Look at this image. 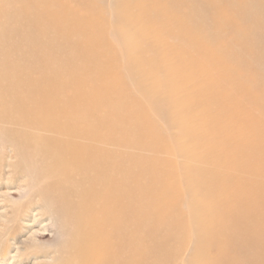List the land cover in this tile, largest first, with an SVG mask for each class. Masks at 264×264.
Wrapping results in <instances>:
<instances>
[{
    "label": "bare ground",
    "instance_id": "obj_1",
    "mask_svg": "<svg viewBox=\"0 0 264 264\" xmlns=\"http://www.w3.org/2000/svg\"><path fill=\"white\" fill-rule=\"evenodd\" d=\"M208 1L213 4L216 0ZM248 3L257 13L256 17L250 18L247 10L235 12L240 4L227 2L225 20L231 23L236 40L233 47L223 51L211 41L194 39L201 38L199 30L215 24L214 27H220L223 21L205 22L209 18L207 12L196 8L189 11L194 17L188 25L190 39L206 49L199 51L197 56H191L189 48L194 45L176 47L162 38L161 45L169 46L170 52L167 49L162 52V61L154 64L155 68L147 74L146 86L138 90L142 98L149 100L147 89L150 85L155 84L153 89L158 88V93L165 85L159 101L162 121L182 113L186 123H200L196 126H200L202 146L210 150V156L215 152L223 155L220 160H213L210 156L207 159L218 165V171L198 173L195 180L187 174V179L194 185L192 191H197V195L192 198L194 211L190 219H193V225L189 227L188 223L186 228L191 241L193 236L197 246L198 240L205 242L200 250L202 259L209 264H218L226 243L231 240L230 243L237 245L240 250L238 255L244 256L247 264L264 263V183L224 172L235 170L264 176V95L256 92L258 84L264 87V75L256 74L253 81H248L246 75L255 73L260 67L242 58L244 50H257L264 42V35L256 38L251 32L253 27L262 24L264 13L259 0H248ZM40 4L39 19H47L53 31L64 41L58 46L54 42L50 45L49 40L42 41L33 32L26 33L24 40L48 50L67 46L71 54L59 62L55 55L45 50L41 59L34 61L32 55L25 51L24 56L32 58L26 63L11 62L8 51L0 54V137L4 139L11 157L16 159L13 164L8 161L9 169L12 168L10 172L16 175L18 171L23 173L21 171L27 169L39 174L41 179L36 183L35 199L38 198L37 203L47 204L44 211L50 216L49 221L54 220L53 216L62 221L66 242L58 254H51V262L142 264L150 257L160 259L168 249L150 241L148 234L168 222L185 228V224L177 218L179 212L170 211L183 191L177 187L169 188L168 184L157 180L158 194L147 191L148 208L144 214L138 207L135 208L138 196L135 198L126 190L130 179L139 187L145 174L140 157L135 162L136 173L126 163L123 148L129 145L131 137L127 134L145 127L150 133L157 131L142 113H137L135 120L132 118L129 123H123L118 116V111L125 106L123 101L116 100L120 76L125 72L117 65V60H131L132 54L129 58L128 54H115L117 60L110 59L108 43L90 37V32L96 27L90 11L80 7L69 10L58 0H42ZM28 9V5L19 7L21 18L29 13ZM231 13L240 18L232 21ZM9 22L15 24L14 30L19 27L24 29L21 20L10 18ZM6 32L0 31L2 44L12 39ZM118 35L126 39L124 47L138 48L130 34ZM98 47L103 50L99 52ZM174 48L177 53H174ZM100 55L106 58L103 62H99ZM51 57L52 60L47 59ZM257 58L263 61L264 56L258 54ZM129 70L137 75V69L130 67ZM159 73L160 79L157 78ZM128 80L129 77L125 76L122 82ZM253 83L255 89L251 87ZM16 87H22L23 92L14 93ZM176 92H181V95H176ZM153 101L156 107L157 97ZM165 107L167 109L163 111ZM105 108L107 113L102 115L100 109ZM212 108L218 109L219 114L212 115L209 112ZM175 109L179 110L173 113ZM186 131L182 128L180 133L185 134ZM190 134L189 131V139L197 141ZM144 135V131L139 134ZM30 139L36 143H29ZM6 147L2 150L5 151ZM31 160L37 165L30 166L28 161ZM150 163L158 169L156 162ZM168 175L172 177V174ZM28 183L35 186L34 177ZM227 195L234 197V207L225 206ZM36 207L29 208L22 215L17 213L12 218V225H7L12 227L11 232L5 234L8 239L6 247L11 246L10 234L21 229L25 232L24 238L13 243L14 254L9 252L10 262L6 260L7 264H23V258L29 259L32 253L42 255L50 251L39 237L48 232V225L38 227L44 211L42 207ZM2 215L0 217L9 223L10 217ZM147 217L153 220L150 229L144 232L137 228L130 233L125 231L129 223L135 227L144 226L142 223ZM7 253L6 248L3 249L2 256ZM211 254L214 257H210ZM36 255L33 256V264H44V255Z\"/></svg>",
    "mask_w": 264,
    "mask_h": 264
},
{
    "label": "rangeland",
    "instance_id": "obj_2",
    "mask_svg": "<svg viewBox=\"0 0 264 264\" xmlns=\"http://www.w3.org/2000/svg\"><path fill=\"white\" fill-rule=\"evenodd\" d=\"M41 1L42 0H0V31L6 30V34L10 36V38L12 37L11 40L9 39L4 44L0 41V54L8 51L10 53L11 62L13 63L31 62L32 58H26L24 56L25 51L32 55L34 61L41 59L46 51L55 55L59 62L66 60L71 54L70 49L67 46H62L60 48L55 47L48 50L43 47L35 46V43L31 44L29 42V45L27 41L24 40L26 33L33 32L36 38L41 39L42 41L49 40L50 45L54 42L58 46L59 43L64 41L62 36L53 31L47 19H39L42 10L40 7ZM230 1L240 4L235 9V12L247 10L250 18L257 16V13L248 3V0H216L213 1V4H210L208 0H58L61 6L67 7L69 10H76L80 7L91 12L96 27L94 28V31L90 32V37L95 41H105L108 43L109 50L111 51L110 59L112 61L117 60L115 54H128V58L130 53L132 54L131 60L128 59V61L125 62H122V59L117 60V65L120 67L121 71L125 72L124 75L121 74L120 76V89L116 96V100L120 103L123 101L125 106L124 109L118 111V116L123 123H129L132 118L135 120L134 117L137 113H142L146 117L147 122L157 129L155 134L150 133L146 127L144 129L142 128V130L137 128V132L128 133L127 135H131L128 139L129 145H125L123 148L126 154V163L128 166L132 167V172H138V170H136L137 167L135 166V162H138L137 157L142 159L145 167L143 182L140 183V186L136 187V183L131 179L126 186V190H128L127 192L129 194L132 193L135 198L138 196L135 208L138 207V210L144 214L147 212V191L149 190L152 193H157V180H161L168 184L170 186L169 188L177 187L183 191L176 199L174 205L170 208V211L177 210L179 212L177 218L185 224L184 229L186 230L181 229V227H175L173 226V223L170 222L155 227L154 230L148 234L149 240L162 244L168 249V252L160 259L150 257L142 262V264H209L202 259V253L200 250L202 244L205 245V242L198 240L197 246L193 241V236L191 241L190 232L186 228L188 223L189 227L193 225V219H190V216L192 217L194 211L192 198L194 199V196L197 195V191H192L194 185L192 186V182L187 179V174L192 175V180H195L198 173L204 171H218L219 167L216 163L207 160L210 156V150L205 149L201 144L202 135L199 131L200 126H196V124L200 123H186V121H183L182 113H177L175 114V117L162 121L159 113L161 110V107H159V101L162 99L160 93H164L163 88H166L165 85L162 86L160 93H158V88L157 90L153 89L155 84L152 86L150 85L147 89V97L149 100L142 98L139 95L138 90L146 86L147 74L155 68V65L158 62L162 61V52L166 49L170 52L169 46L161 45L160 40L162 38H165L170 44L176 47L184 48L188 45H194L189 48L191 56H197L199 51H204V49H206L205 47L203 49L200 48L196 44L197 41L190 39L192 37L188 34V25L194 20V17L189 14V11L194 8L207 12L209 18L204 20L205 22L223 21L220 27H214L215 24L211 25L209 28L199 30L201 38L194 39L211 41L215 47L222 51L229 47H233L236 40L234 30L231 23H228L225 20L226 11H228L226 4ZM259 1L264 13V0ZM21 5L29 6V13L25 14L23 18H21V15L19 14V7ZM231 15L233 16L232 21H236L240 18L233 13H231ZM10 18L14 20L17 19L18 21L21 20L24 29L19 27L14 30L15 24L9 22ZM144 25L145 27L142 28ZM150 32H153V34H150ZM251 32L253 35L252 37L260 38L263 36L264 21H262L261 25L253 27ZM122 33L130 34L132 42L137 44L138 48L132 49L124 47L123 45L125 44L126 39L118 35ZM96 49L99 52L103 50L101 47ZM186 50L185 55L189 58ZM174 53H177L176 48H174ZM258 54L264 56V42L259 49L256 50L250 48L244 50L242 53V58H247L249 64L256 63L260 67V70H257L255 73L253 72L246 75L248 81H253L256 74H259L260 76L264 75V59L261 61L260 58H257ZM47 59L52 60V57ZM105 59L106 58L103 57V55H100L99 62H103ZM130 67L137 69V75L129 70ZM142 74L144 76L143 79ZM125 76H128L129 80L123 83L122 79ZM157 78H161V73L157 74ZM158 85L161 87V83H158ZM251 87L255 89L254 83ZM22 92V87H16L14 89V93L16 94H21ZM256 92L264 95V87L261 84H258L256 86ZM176 95H181V92H176ZM156 97L157 105L155 107L153 99ZM229 103L232 105V101ZM166 109L167 107L163 108V111ZM100 110L102 115H106V108ZM178 110L179 109H175L173 113H176ZM209 112L212 115L219 114V110L215 108L209 109ZM182 128L187 130L185 134L180 133ZM143 131L145 135L139 136ZM189 131L191 132L190 135H194L197 141L192 142L193 140L189 139ZM28 142L36 143L34 139H30ZM4 146L6 147L4 139L0 137V216H3L2 213H4L5 218L6 216L10 217V224L5 222L6 219H4V217H0V264H7L5 262L6 260H8V263L10 262L9 252L14 254L13 243L16 240L25 237L23 229L10 234L9 245L11 246L6 247L8 239L5 234L8 235L11 232L12 226L9 227L7 225H12V218H15L18 214H25L26 211H29V208L33 209L35 206L42 207L43 211L48 207L45 202L37 203L38 198L35 199L38 189L36 188V183L39 182L40 175L31 171L29 172L27 169H23L21 171L23 173H20L19 171L17 172L21 177L10 172V170L12 171V168L9 169L11 166H9L8 161H10V164H13L16 162V159L11 157L9 154L10 151L7 150V147L5 151L2 150ZM210 157L213 160L223 159V155L219 152L213 153ZM5 158L6 160L4 161ZM28 162L30 163V166L37 165L34 160ZM150 162H156L159 165L158 169H155ZM4 164L6 165L3 166ZM253 164L258 166L257 163L253 162ZM224 172L230 173L237 178L245 177L252 182L264 183V176L252 172H239L235 170H225ZM168 173L172 174V177L169 176ZM10 176L17 177H15L16 179H11ZM7 177L8 179L6 180ZM32 177L35 179V186L28 183ZM138 180H141V178ZM233 205L234 197L232 195H227L225 198V206L231 208L234 207ZM43 213L44 215L40 217L41 220H39L40 224L38 227L42 224H46L48 225V232L45 235L42 233L39 237L41 238V242L47 249H50V251L42 255L32 253V255L29 256L31 261L23 258L24 263L21 262L23 264H26L27 262V264H33L32 259L35 255L41 257L44 255V264H52L51 261H53V256H51V254L55 252L58 254V251L64 245V242H66V232L61 227L62 221H60V218L53 216V214L51 217L53 216L54 220L49 221L50 216L45 214L46 211ZM202 215L199 217H202ZM158 221H160V219L155 220L154 223ZM152 222L153 220L147 217L144 220V223H142L144 226L135 227L129 223L128 226L125 227V231L130 233L137 228L144 232L145 229L147 230L148 228H151L150 223ZM142 236H144V234H142ZM198 238L200 237H197V239ZM230 242L228 241L226 243L225 251L221 255V259L218 260V264H247L246 258L238 255L237 252H240V250H238L237 245ZM145 245L147 246V244ZM5 248L8 253L7 255L2 256V251L3 249L5 250ZM47 255H49L48 257L50 258H48ZM210 257H214V254H211ZM217 257H219L218 254Z\"/></svg>",
    "mask_w": 264,
    "mask_h": 264
}]
</instances>
